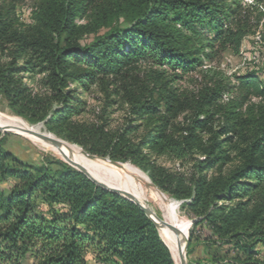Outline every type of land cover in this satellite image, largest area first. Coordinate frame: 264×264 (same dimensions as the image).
Here are the masks:
<instances>
[{"label": "trees", "instance_id": "1", "mask_svg": "<svg viewBox=\"0 0 264 264\" xmlns=\"http://www.w3.org/2000/svg\"><path fill=\"white\" fill-rule=\"evenodd\" d=\"M260 15L243 0H41L19 29L0 11V95L27 123L89 157L138 167L181 202L193 221L187 255L202 230L206 249L223 255L191 264H264L256 258L264 247V106L245 122L252 133L240 125L244 101L263 99L264 83L236 78L242 96L225 111L231 126L217 132L209 125L224 110V90L206 89L187 105L173 86L217 52L239 53ZM188 109L194 114L179 127ZM3 139L0 132V264H87L88 252L97 264H175L136 204L66 163L28 165ZM227 254L235 257L226 262Z\"/></svg>", "mask_w": 264, "mask_h": 264}, {"label": "rangeland", "instance_id": "2", "mask_svg": "<svg viewBox=\"0 0 264 264\" xmlns=\"http://www.w3.org/2000/svg\"><path fill=\"white\" fill-rule=\"evenodd\" d=\"M40 2L41 0H0V11L2 14L8 13V16L10 18H14L15 26L17 28L25 29L29 27L33 13ZM243 3L247 5H255V7L262 13V15L258 16V26L254 27L253 32L244 39L239 53H233L231 50L217 52L211 62H205V66L201 71L190 74L173 84V86L177 89V94L181 101H186L185 99L188 100L206 89L214 90L215 88L220 86L221 89L224 90L222 91V96L219 101V104L221 106H225L224 110L215 113L209 125V128L213 132L225 130L231 126L232 121L228 116L229 113H225V111L231 110L232 105H229L230 101L237 102V100L242 96V88L239 87L236 80L238 76H243L245 74H255L259 78V80L264 83V0L262 2H260L259 0H243ZM254 17H257L256 13L254 14ZM85 22H87V19H85ZM100 32L102 33L103 30H101ZM92 37V34L87 33L82 36L80 40L82 42H88L92 39ZM141 69L146 70L147 68L141 67ZM263 106L264 98L261 99L250 95L244 101L243 106L241 107L240 119L244 120V122H241L240 125L245 127V122H248L255 117L257 119V115H259L260 113L259 108ZM212 110V112H216L215 109ZM123 113V110H119L113 115V118L117 122H121L124 117ZM192 114H194L193 111L188 109L178 118L176 124L179 127H185L187 121L192 117ZM0 116H2L4 120H21L25 124L26 128H38V131L40 133L51 135L61 142L73 145L63 140L62 138L46 131L43 124L32 125L27 123L24 119L12 114L7 109L1 95ZM9 129L11 132H1L4 137L3 148L8 152L14 154L22 162L32 166H39L43 163L51 162L52 166L54 167L56 166L54 162L60 161L64 163V161L59 156L55 155L48 148H45L41 142L28 137V135L22 132L13 130L11 128ZM244 131H246L247 133L253 132L251 130V127H245ZM76 147L79 148L82 154H84L88 158L92 160L102 161L108 166L117 168L119 171H122L125 165H129L144 174L149 181V184H145L147 189L149 190V207L157 217H162V212L158 204L151 197L150 192H159L166 198L165 203H181L161 193L156 187L152 185L147 174L140 170L138 167L130 163L113 164L107 159L89 157L82 151L80 147ZM158 163L168 168H177V163H170L166 158L158 159ZM180 206L176 209V214L180 220L188 223V231L184 240L185 264H191L198 260H206L210 257L211 254H214L215 252H218L220 256H223L222 251H217L213 248L206 249V245L203 239L208 236V232L205 230L198 232L199 240L193 243L192 254L189 256L187 255L189 230L193 221L191 217H189L184 212V210L180 208ZM256 251L257 260L264 261V247L262 245H258ZM234 257V254H227L225 256V261L227 262ZM86 262L87 264H97L93 260L91 252L87 253ZM23 264H32V261L26 260Z\"/></svg>", "mask_w": 264, "mask_h": 264}, {"label": "bare ground", "instance_id": "3", "mask_svg": "<svg viewBox=\"0 0 264 264\" xmlns=\"http://www.w3.org/2000/svg\"><path fill=\"white\" fill-rule=\"evenodd\" d=\"M0 126H7L19 132L26 129L25 124L21 120H4L2 116H0ZM34 130L39 132L38 128ZM28 137L41 142L45 148H48L63 161H65L64 159L66 157L71 162L84 167L90 177L96 181L103 182L110 187L126 191L140 204L150 209L152 212V218L157 223L160 239L170 251L173 261L175 264H182L183 261L185 262L184 240L188 231V223L178 218L173 203H165L166 198L159 192H150L151 197L158 204L162 212V217L156 216V214L149 207V190L145 185L149 184V181L144 174L129 165H125L123 170L119 171L117 168L108 166L102 161L88 158L82 154L80 149L76 146L69 145L61 141L60 146L56 147L35 137ZM160 221L172 224L179 230L180 233L177 234L173 230L163 226Z\"/></svg>", "mask_w": 264, "mask_h": 264}, {"label": "water", "instance_id": "4", "mask_svg": "<svg viewBox=\"0 0 264 264\" xmlns=\"http://www.w3.org/2000/svg\"><path fill=\"white\" fill-rule=\"evenodd\" d=\"M23 129V128H22ZM0 132L2 133H8V132H11L9 127L7 126H0ZM22 133L28 135V136H32V137H35L37 139H40L44 142H47L49 144H51L52 146H56V147H59L60 146V141L55 139L54 137H52L51 135H46V134H43V133H40V132H37L36 130L32 129V128H26V129H23L21 130ZM64 163H66L68 166L72 167L73 169L81 172L82 174H84L88 179H90L94 184H96L98 187H101L107 191H110V192H113L129 201H131L132 203L136 204L149 218L150 220L154 223V225L156 226L157 228V223L156 221L152 218V212L150 211V209L146 208L145 206H143L142 204H140L133 196H131L130 194H128L126 191L124 190H121V189H117V188H114V187H110L106 184H104L103 182H99V181H96L95 179L91 178L90 175L86 172L85 168L78 165V164H75L73 162H71L68 158L65 157L64 159ZM174 204V207L175 209H177L181 203H173ZM160 223L173 230L174 232H176L177 234L180 233L179 230L173 226L172 224H169L165 221H160ZM158 230V228H157ZM182 264H185V262L183 261Z\"/></svg>", "mask_w": 264, "mask_h": 264}]
</instances>
